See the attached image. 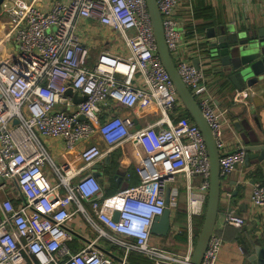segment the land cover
<instances>
[{
  "label": "built area",
  "instance_id": "built-area-1",
  "mask_svg": "<svg viewBox=\"0 0 264 264\" xmlns=\"http://www.w3.org/2000/svg\"><path fill=\"white\" fill-rule=\"evenodd\" d=\"M155 1L170 57L213 135L220 178L227 177L243 164L246 152L243 147L221 152V114L208 95L203 69L191 60L204 52L191 46L206 39L188 34L183 26L201 0ZM84 21L110 31L114 39L107 37L105 44L113 52L102 48L93 58L92 34L82 27ZM7 45L15 53L0 57V264H127L132 252L153 264H190L193 249L177 255L149 246L152 224L166 209V191L170 206H175L178 182H184L185 214L191 224L193 217L203 216L210 173L198 127L186 119L169 120L179 99L156 53L146 1L4 0L0 51ZM69 88L82 99L79 103L65 95ZM246 94L235 91L233 102H244ZM118 107H151L160 118L134 129L131 116L116 114ZM94 136L105 151L88 144ZM55 138L67 151L83 146L80 159L86 168L129 144L139 184L105 196L93 174L52 163L42 140ZM46 165L57 179L54 186L44 174ZM169 186H174L172 191ZM250 201L264 209V183L252 186ZM76 214L96 238L72 253L67 225ZM224 220L230 226L244 225L232 212H226ZM101 240L122 250L119 262L97 248ZM221 247V240L212 235L200 264H216Z\"/></svg>",
  "mask_w": 264,
  "mask_h": 264
},
{
  "label": "crops",
  "instance_id": "crops-1",
  "mask_svg": "<svg viewBox=\"0 0 264 264\" xmlns=\"http://www.w3.org/2000/svg\"><path fill=\"white\" fill-rule=\"evenodd\" d=\"M183 16L184 14L180 18ZM82 27L88 29L89 34H92V56H97L102 48L109 49L111 52L114 51L108 48L110 44L107 45L108 47L105 44L107 37L114 39L110 31H102V28L93 21L82 22ZM183 29H187L188 34L197 33L206 39L204 44L197 47L191 46L190 48L191 50L201 47L204 52L200 58H193L188 49L186 56L190 59L192 57V63L197 60L198 67L200 66L203 69L208 95L215 110L221 114L222 141L224 144L221 152L229 153L238 147L245 148L248 145L262 144L264 139V117L258 116L257 113L264 106V93L260 95L257 87L249 88L244 90L247 92L244 102L234 103L235 88L231 86L229 92L225 91V88H229L230 84L223 82L219 76V71L222 68L220 61L218 58L214 59L207 56L206 49L208 50L207 33L210 30H214L220 35L219 31L221 29H233L236 33L246 32L248 34L264 29V0L197 1L192 6V16L184 24ZM81 35L84 36V40L87 37V32ZM86 41L90 43L88 39ZM13 53H15V49L7 45L1 49L0 57L5 58ZM251 108L256 111L254 115L250 111ZM115 112L118 115L131 116L135 124L134 129L144 127L160 118L159 113L151 107L145 110L138 107L134 111H127L118 107ZM168 116L171 123L181 119L192 122L184 108L178 111L174 109ZM255 117H258V123L254 120ZM42 142L55 166L67 165L72 171L81 170V175L95 173L105 196L114 195L123 187H134L139 184L135 159L132 147L129 144L116 147L110 154L104 155L94 165L86 168L80 159V151L83 146L78 145L67 151L60 139H44ZM88 144H95L101 147L102 151L106 150L105 145L96 136L92 137ZM86 145L87 143L84 146ZM106 158H108L107 164L105 163ZM94 167H100V169L94 170ZM45 169L46 167L44 172L46 177L49 178V183L52 186L56 185L57 179L51 167H49L51 173L48 169ZM254 169L255 167L251 161L247 165L244 161L242 165L236 167L233 173L221 178L218 213L212 234L222 242L216 264H251L249 260L252 257L260 253L264 254V209L254 207L250 201L252 186L255 183H264V174H257ZM173 188L174 186H169L168 189L172 191ZM57 192L62 194L64 191L59 188ZM183 204L184 201L183 203L178 202L171 208L172 225L170 234L166 238L158 237L154 240L160 248L177 255H184L193 249L202 225V222L198 225V219L202 216L193 217L191 224L187 222ZM85 208L89 210L88 205H85ZM71 209L74 210V207L72 206ZM226 212H232L241 217L244 220V225L238 228L226 224L224 220ZM67 230L70 233L67 245L73 253L96 238L95 231L84 222L79 214L74 215L67 225ZM71 239L78 240V243L71 242ZM101 241L97 242V248L101 249L104 255L110 257L114 263L119 262L123 255L122 250L115 249L107 242ZM127 264L153 263L143 255L132 252L128 255Z\"/></svg>",
  "mask_w": 264,
  "mask_h": 264
},
{
  "label": "water",
  "instance_id": "water-1",
  "mask_svg": "<svg viewBox=\"0 0 264 264\" xmlns=\"http://www.w3.org/2000/svg\"><path fill=\"white\" fill-rule=\"evenodd\" d=\"M4 0H0V9ZM147 11L150 17L153 36L156 44V53L159 57L161 65L169 76L177 97L185 111L188 113L192 122L198 127L203 137L208 159H209V188L207 200L205 204L202 225L196 237L193 251L190 258V264H200L205 253L208 242L213 234V229L218 213V205L221 192V178L219 172V151L216 147L213 135L206 123L199 106L194 97L186 88L179 77L176 67L168 52L161 16L155 0H145ZM218 32L210 30L207 33L208 50L207 56L218 58L221 64L219 76L230 87H226L225 91L229 92L231 86L235 91H244L249 88H259L260 95L264 93V29L250 34L236 33L233 29H221ZM193 65L198 68V61H194ZM66 96H73L74 102L79 103L82 99L78 98L74 91L69 88L65 92ZM247 95L245 96L246 99ZM263 106V104H262ZM254 115L255 110L250 109ZM258 116L264 117V106L257 113ZM254 120L258 123V117ZM17 122L14 121V124ZM244 148V147H243ZM246 152L245 164L251 161L255 167L257 174H264V139L262 144L247 146L244 148ZM108 158L105 163L107 164ZM99 170L100 167H94ZM96 176V174H93ZM166 209L161 216L155 218L151 234L157 237L166 238L171 230V206L169 203V191L165 193ZM118 214H114V220H117ZM101 250V249H100ZM251 264H264V254L252 257Z\"/></svg>",
  "mask_w": 264,
  "mask_h": 264
},
{
  "label": "rangeland",
  "instance_id": "rangeland-1",
  "mask_svg": "<svg viewBox=\"0 0 264 264\" xmlns=\"http://www.w3.org/2000/svg\"><path fill=\"white\" fill-rule=\"evenodd\" d=\"M96 52V51H95ZM93 58H95V55H93ZM179 109H183V106L181 105V103L178 101L177 103H176V106H175V111H178ZM101 148V147H100ZM49 165H47L46 166V169H48L49 170ZM45 169V170H46ZM49 172L51 173V171L49 170ZM44 174H45V172H44ZM53 175V174H52ZM48 178V177H47ZM49 179V178H48ZM178 189H179V198H178V202L179 203H183V201H184V198H183V196H184V194H185V190H184V182L182 181V180H180L179 182H178ZM124 188V187H123ZM123 188H121V189H123ZM184 205V204H183ZM84 206H85V204H84ZM171 208H173V206H171ZM204 209H205V206H204ZM204 214V213H203ZM158 237L157 236H154V235H151V237H150V241H149V246H151V247H155V248H160L158 245H157V243H155L154 242V240L155 239H157ZM152 240H153V242H152ZM76 242V243H78V240H76V239H71V242ZM101 242H104V241H101ZM83 247H85V245H83ZM82 247V248H83ZM81 248V249H82ZM116 249V248H115ZM73 253V252H72Z\"/></svg>",
  "mask_w": 264,
  "mask_h": 264
},
{
  "label": "trees",
  "instance_id": "trees-1",
  "mask_svg": "<svg viewBox=\"0 0 264 264\" xmlns=\"http://www.w3.org/2000/svg\"><path fill=\"white\" fill-rule=\"evenodd\" d=\"M202 220H203V216L202 217H200V219H198V225H200L201 224V222H202ZM198 232V230L196 231V233ZM195 233V234H196Z\"/></svg>",
  "mask_w": 264,
  "mask_h": 264
}]
</instances>
